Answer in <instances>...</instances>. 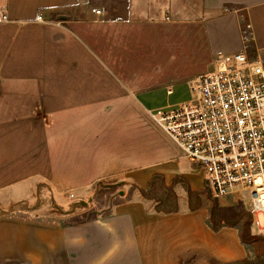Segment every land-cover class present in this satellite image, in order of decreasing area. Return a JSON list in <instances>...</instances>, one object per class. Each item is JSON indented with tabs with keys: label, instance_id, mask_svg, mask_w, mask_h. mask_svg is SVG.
Instances as JSON below:
<instances>
[{
	"label": "crops",
	"instance_id": "1",
	"mask_svg": "<svg viewBox=\"0 0 264 264\" xmlns=\"http://www.w3.org/2000/svg\"><path fill=\"white\" fill-rule=\"evenodd\" d=\"M191 1L0 0L3 82L12 76L34 80L42 87L36 98L44 107L50 100L87 106L130 94L148 110L183 101L185 91L175 98L172 86L130 92L82 33L83 29L99 33L101 44L118 45L125 30L158 22L160 13L175 19L188 14L201 28L200 37L194 32V43L198 40L201 46L205 34L214 53L222 45L227 52L241 50L242 25L247 20L253 44L264 54V0ZM94 8L101 13L95 14ZM38 13L46 21L36 20ZM170 87L172 95L167 94ZM170 142L158 160L121 169L106 186L114 187L109 190V203L94 218L46 222L0 214V264H236L250 258L252 249L244 231L229 223L232 215L223 214L226 222L215 226L214 207L201 202L214 197L204 169L171 138ZM156 177L177 192L175 208L159 206L158 199L154 202L143 195ZM6 201L9 206L10 198ZM71 211L68 216L75 214Z\"/></svg>",
	"mask_w": 264,
	"mask_h": 264
},
{
	"label": "rangeland",
	"instance_id": "2",
	"mask_svg": "<svg viewBox=\"0 0 264 264\" xmlns=\"http://www.w3.org/2000/svg\"><path fill=\"white\" fill-rule=\"evenodd\" d=\"M167 15L160 13L158 22L125 30L126 37L118 45L101 44L99 33L85 29L82 33L130 92L172 86L175 98L185 91L188 99V83L195 75L213 69L215 53L205 34L201 46L198 40L194 43V32L200 37L201 28L188 14L180 19ZM174 20L183 23L174 24ZM219 48L228 49L225 45ZM256 51L250 54L254 56ZM3 79L0 71V214L46 222L96 217L109 203V190L114 187L108 189L107 184L121 169L158 160L171 143L148 108L131 94L87 106L50 100L44 107L36 98L42 87L34 80ZM158 180L145 196L154 202L162 199V207L175 208L177 192ZM168 194L172 198L166 203ZM214 197L201 201L214 207V225L226 222L223 214L232 215L229 223L244 231L245 242L252 249L250 258L236 264H264V231L252 224L247 193ZM70 210L75 214L68 216Z\"/></svg>",
	"mask_w": 264,
	"mask_h": 264
},
{
	"label": "built area",
	"instance_id": "3",
	"mask_svg": "<svg viewBox=\"0 0 264 264\" xmlns=\"http://www.w3.org/2000/svg\"><path fill=\"white\" fill-rule=\"evenodd\" d=\"M245 32L241 50L216 51L213 69L190 80L188 99L149 114L204 169L215 197L247 193L252 224L264 231V54H250Z\"/></svg>",
	"mask_w": 264,
	"mask_h": 264
},
{
	"label": "trees",
	"instance_id": "4",
	"mask_svg": "<svg viewBox=\"0 0 264 264\" xmlns=\"http://www.w3.org/2000/svg\"><path fill=\"white\" fill-rule=\"evenodd\" d=\"M248 22L246 23V26H245V24H243L242 25V31H246L245 32V35L248 37V42H247V45H248V49H249V51H250V53H255V51H256V48H255V46H254V44H253V41H252V36H249V32L251 33V31H249L247 28H249L248 27ZM159 177H156V179H158ZM154 181H155V179H154ZM152 182V187H153V185H154V183L155 182ZM142 193H143V195H145L146 193H147V191H142ZM170 194H168L167 195V198L164 200V202H169V200H171V198H172V196H169ZM158 204H161V203H163V200L162 199H158ZM160 206V205H159ZM91 218H94V217H91Z\"/></svg>",
	"mask_w": 264,
	"mask_h": 264
},
{
	"label": "water",
	"instance_id": "5",
	"mask_svg": "<svg viewBox=\"0 0 264 264\" xmlns=\"http://www.w3.org/2000/svg\"><path fill=\"white\" fill-rule=\"evenodd\" d=\"M60 18H67V16L66 15H60L59 16ZM123 191H120V193H122Z\"/></svg>",
	"mask_w": 264,
	"mask_h": 264
}]
</instances>
